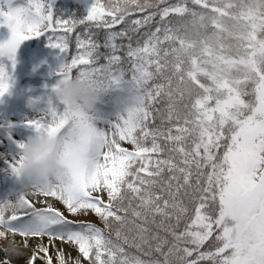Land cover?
<instances>
[{
    "label": "snow or ice",
    "instance_id": "1",
    "mask_svg": "<svg viewBox=\"0 0 264 264\" xmlns=\"http://www.w3.org/2000/svg\"><path fill=\"white\" fill-rule=\"evenodd\" d=\"M14 4L0 0V58L14 69L41 36L58 50L24 123L67 148L51 182L0 199V264H264V0H93L79 20ZM77 75L122 94L114 119L58 111ZM11 79L0 63V98Z\"/></svg>",
    "mask_w": 264,
    "mask_h": 264
},
{
    "label": "rangeland",
    "instance_id": "2",
    "mask_svg": "<svg viewBox=\"0 0 264 264\" xmlns=\"http://www.w3.org/2000/svg\"><path fill=\"white\" fill-rule=\"evenodd\" d=\"M54 1L51 0L52 4ZM23 2L24 0H15L13 6L21 5ZM10 36V30L6 26H0V43L7 41ZM15 59V68L12 69L11 62L6 57L0 58V63L6 66L12 77L9 93L0 98V124L13 125L9 130L11 139L3 129H0V199H4L12 189L20 185V181L12 174L5 161H11L14 156H18L20 152L18 144L34 131L24 123L36 114L29 101L41 96L46 91L45 85L51 86L56 83L59 77L55 75V70L61 62L58 50L48 46L45 36L23 41L17 49ZM121 95L119 92L104 94L97 105L96 113L101 117L114 119L123 106L119 101ZM53 104L57 106L58 111H63L65 107L55 98ZM89 219L96 218L91 216Z\"/></svg>",
    "mask_w": 264,
    "mask_h": 264
},
{
    "label": "clouds",
    "instance_id": "3",
    "mask_svg": "<svg viewBox=\"0 0 264 264\" xmlns=\"http://www.w3.org/2000/svg\"><path fill=\"white\" fill-rule=\"evenodd\" d=\"M126 3L127 0H107L109 7L119 4L123 8ZM104 94L106 91L102 85L78 75L62 80L55 91L59 102L82 113H95ZM22 145L16 179L22 183L51 182L50 178H55L63 166L67 142L44 132L33 131ZM9 206L10 202L0 204V212Z\"/></svg>",
    "mask_w": 264,
    "mask_h": 264
},
{
    "label": "trees",
    "instance_id": "4",
    "mask_svg": "<svg viewBox=\"0 0 264 264\" xmlns=\"http://www.w3.org/2000/svg\"><path fill=\"white\" fill-rule=\"evenodd\" d=\"M92 3L93 0H55L52 7L58 16L79 20L87 16Z\"/></svg>",
    "mask_w": 264,
    "mask_h": 264
},
{
    "label": "bare ground",
    "instance_id": "5",
    "mask_svg": "<svg viewBox=\"0 0 264 264\" xmlns=\"http://www.w3.org/2000/svg\"><path fill=\"white\" fill-rule=\"evenodd\" d=\"M75 253H73V255H74Z\"/></svg>",
    "mask_w": 264,
    "mask_h": 264
}]
</instances>
